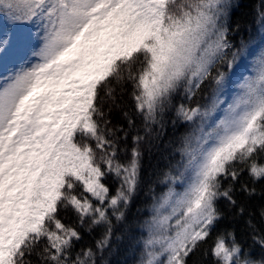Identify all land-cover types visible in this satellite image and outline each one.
<instances>
[{
  "label": "snow or ice",
  "instance_id": "snow-or-ice-1",
  "mask_svg": "<svg viewBox=\"0 0 264 264\" xmlns=\"http://www.w3.org/2000/svg\"><path fill=\"white\" fill-rule=\"evenodd\" d=\"M238 7L0 0V264H109L123 244L135 264H189L209 239L212 264H264V205L258 227L239 199L257 192L242 173L264 180V0L254 34ZM229 214L247 236L213 238Z\"/></svg>",
  "mask_w": 264,
  "mask_h": 264
},
{
  "label": "trees",
  "instance_id": "trees-1",
  "mask_svg": "<svg viewBox=\"0 0 264 264\" xmlns=\"http://www.w3.org/2000/svg\"><path fill=\"white\" fill-rule=\"evenodd\" d=\"M259 3H260V0H239V7L233 12V19L234 20L241 19L245 25H251L253 34L256 31V24H255L256 11L255 9ZM0 27H3V25H0ZM243 34L245 37H247L248 35L247 28H245ZM233 39L234 41L238 42L240 39V36L236 35L233 37ZM130 91H131V86L129 85L128 92H126L123 97V103L127 105L128 107H131V104H132V100L130 98ZM180 101H181V97L177 96L175 98V102L179 103ZM201 102L204 103L206 101L202 100ZM113 118L116 121L120 120V113L118 110L114 113ZM186 128H187V125L180 124L177 131L183 132L185 131ZM172 132L173 130L171 126H169L168 134L171 135ZM129 146H130V141H129ZM156 161H157V158L154 157L151 163L156 164ZM144 162H145V168L147 171V167L149 165L147 155L145 156ZM165 164L166 162L164 160L159 161L160 168L165 167ZM240 179H241V182H246L250 186H254L257 189L256 194L251 196L250 198H247L243 194H240L239 199L242 201H246L248 206L253 210V212L255 213V216L253 217V221L254 223H256L258 227H260L262 226V224H261L260 217H259V208L262 205H264V180H260L257 183H255V185H253L252 180L249 177L247 171L242 173ZM109 182L111 184V187L114 190L116 187V183L112 182L111 178H109ZM236 187L239 188V184H237ZM162 190H163L162 187L157 188L158 192ZM146 199L147 197L145 195V191L141 190L133 201L132 208L130 211V216L136 213L137 207L142 206L144 202L146 201ZM219 205L221 208L226 207V201L220 200ZM69 215L71 216V220L69 222H74L75 217L72 216V214H69ZM227 228H235L238 238H244L247 236V232L245 231V220L244 219L234 220L232 216L229 214L217 224L216 229L213 231V238L215 237V234L217 231H220L222 229H227ZM81 231L83 233L84 239L80 242V244L77 245V248H79L81 245L87 246L88 244L93 243L94 238L99 235L101 229L96 228L91 233H88L84 229H81ZM211 244H212V239H209V241L206 244L201 246L200 251H198L197 253L189 257V264H193V261H197V264H212V257L210 254L206 258L203 256V249L210 247ZM253 254L255 255L256 252H254ZM135 259H136L135 252H133L127 246V244L121 245L119 251H117L111 257H108L109 264H135Z\"/></svg>",
  "mask_w": 264,
  "mask_h": 264
},
{
  "label": "rangeland",
  "instance_id": "rangeland-1",
  "mask_svg": "<svg viewBox=\"0 0 264 264\" xmlns=\"http://www.w3.org/2000/svg\"><path fill=\"white\" fill-rule=\"evenodd\" d=\"M10 67L11 65L6 61L4 65L0 66V74H6V70Z\"/></svg>",
  "mask_w": 264,
  "mask_h": 264
}]
</instances>
